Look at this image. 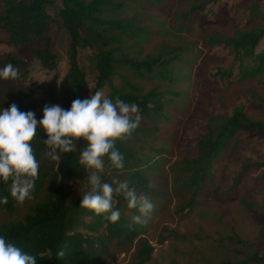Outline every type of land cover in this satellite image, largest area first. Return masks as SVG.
<instances>
[{
    "label": "trees",
    "instance_id": "obj_1",
    "mask_svg": "<svg viewBox=\"0 0 264 264\" xmlns=\"http://www.w3.org/2000/svg\"><path fill=\"white\" fill-rule=\"evenodd\" d=\"M51 1L2 0L0 9V29L9 34L7 42L19 47L41 39L42 46L30 48L29 54L46 69H54L58 61L51 49V38L46 33L50 17L45 13V6ZM126 1L140 6V14H148L147 6L159 5L162 0H120L119 3L110 0H91L89 3L84 0H62L57 21L70 38L68 69L57 88L62 109L70 110L72 102L77 98H89L86 75L79 62V50L84 47L95 48V88L101 89L108 85L107 98L114 102L119 97L126 103H135L141 117L140 126L131 138L116 142V148L125 157L124 167L107 168L114 172H123L130 188L146 193L154 204V211L157 209L155 201L159 191L156 192L151 182L159 179L162 174L165 177L169 172L172 175L171 186L174 193H187L185 205L191 210L195 198L204 186L211 185L213 162L219 159L233 134L238 131H255L264 138V121L249 116L242 101L227 103L229 96L221 101L220 106L224 110L213 112L205 101L202 105L203 120H198L191 126L193 133L185 138L181 145L182 150L178 151L181 154L177 155L176 160L164 172L162 162L169 159L166 155L170 150V143L175 140L172 133L174 121L168 113L170 110L166 112V108L169 103L178 104L177 93L160 91L158 87L143 91L136 80L149 77L156 78L155 80L166 79L172 83L177 79L173 63L184 59L180 54L181 50L175 47L143 60H135L123 54L118 56L123 36L130 38L137 35V32L143 35L147 33V27L139 24L134 16L126 19H105L95 13L103 9H120ZM182 1L187 3L181 15L188 27L197 21L219 22L223 16L234 26L231 34L214 29L204 34L203 79L209 80L222 92L232 84H239L244 80L263 84L264 50L255 52V49L264 37V0ZM99 26L103 28L100 29ZM82 27H85V34L81 32ZM107 28L112 30L111 34L105 32ZM9 63L16 65L19 60L10 57L1 68ZM127 69L133 71L130 76L127 75ZM115 79L119 80L118 85L115 84ZM164 93L170 96L166 98ZM30 94L28 87L22 94L12 93L13 100L3 104L0 109L16 104L22 112H33L36 103L24 101L25 96ZM54 94V88L47 91V98L53 104ZM151 123L156 127L161 124L160 127L167 128V131L162 134L160 127L152 128ZM44 140H47V136L43 129L38 128L32 147L39 168L32 198L25 200L29 202L27 211L16 219L0 220V235L23 251L35 254L37 264H104L105 259L111 256V246L120 250L131 245L145 231L147 224H133L129 227L131 219L128 220L122 215L118 222L112 223L103 215L80 208L81 194L73 197L67 189L68 184L80 179L77 152L63 154L59 168L56 165L53 173H49L48 159L44 155ZM105 163L108 165L107 159ZM262 165L263 163L247 159L241 162L235 175L234 187H239L240 181L252 167ZM10 183L11 181L5 184L0 180V198L8 197L7 204H0V214L13 215L20 205L10 194ZM114 199L117 202L115 207L120 201L127 206L123 195H116ZM129 210L131 217L139 214L135 209ZM62 248L67 252L64 259L57 257L58 250ZM152 251L153 246L144 239L141 240L134 252V260L127 264H147ZM257 263H264V253L253 252L237 261L225 259L214 264Z\"/></svg>",
    "mask_w": 264,
    "mask_h": 264
},
{
    "label": "rangeland",
    "instance_id": "obj_2",
    "mask_svg": "<svg viewBox=\"0 0 264 264\" xmlns=\"http://www.w3.org/2000/svg\"><path fill=\"white\" fill-rule=\"evenodd\" d=\"M91 0H84L89 3ZM119 3L120 0H110ZM2 0H0V9ZM62 0H52L45 6V13L49 15L46 33L51 38V49L57 56V65L54 69L44 68L37 59L30 56L29 49L41 47L42 40L23 46H12L7 41L9 34L0 29V68L10 57L19 60L13 65L19 69V79H0V108L6 102H11L12 93L22 94L26 87L31 94L25 96V102L36 103L35 118H43L45 106L61 105L57 88L68 69L70 53V38L68 32L58 23V9ZM187 3L182 0H162L159 5L147 6L148 14H140L142 8L131 1H126L120 9H103L95 13L105 19H126L137 17L139 24L147 27V33L123 36L120 45V55H126L135 60L147 59L149 56L160 53L171 47L180 51L183 61L173 63L176 81L146 77L136 83L142 86L143 91L158 87L160 91L177 93V105L169 103L166 108L170 110L171 120L174 121L172 133L174 143H170V150L166 155L169 159L162 162L163 171H167L177 155L182 150L181 145L192 132V125L203 120L202 105L209 103L212 111L224 110L221 101L227 98V103L242 101L246 113L254 118L264 121V83L244 80L239 84H232L226 91H220L209 80L203 79L204 65L203 41L204 34L220 30L231 34L234 26L226 16L220 17L219 22L205 23L197 21L191 27L185 25V18L181 13L186 9ZM139 14H135V13ZM103 28V26H99ZM86 33L85 27L81 28ZM106 33L112 30L107 28ZM94 41V40H93ZM264 50V37L259 41L255 52ZM96 49L84 47L79 50V62L85 72L88 83V96L95 95L96 91L108 93V85L101 89L95 88L96 80ZM127 75L133 73L127 69ZM115 84L119 80L115 79ZM55 89V103L47 98V91ZM168 98L170 95L164 93ZM166 100V99H165ZM166 105V102H165ZM22 112V111H21ZM162 121V118H160ZM170 121V122H172ZM143 125H147L143 123ZM152 128L153 123L150 125ZM161 124L158 125V128ZM200 128V122L198 124ZM162 134L167 128L160 127ZM77 161L79 153L86 148L87 142L83 139L77 142ZM263 163L250 169L240 181L238 188L234 187L235 175L239 171L241 162L245 160ZM49 173L56 169V162L47 160ZM80 179L67 185L73 197L87 189V170L79 164ZM172 175L168 172L165 177L151 182L157 194L156 211H152L147 219L145 231L138 236L131 245L118 250L110 247V257L104 264H127L134 260V252L141 240L153 246V251L147 264H214L229 259L237 261L253 252L264 253V138L255 131L236 132L231 137L226 149L219 159L213 162L211 185H205L202 192L195 198V204L185 205L188 194L174 193L171 182ZM104 183H112L115 179L126 181L123 172H114L106 167L102 175ZM29 202L20 204L17 210L9 214L1 213L0 220L5 218L16 219L27 211ZM121 215L131 219V211L126 203L120 201L116 206ZM264 264V263H257Z\"/></svg>",
    "mask_w": 264,
    "mask_h": 264
},
{
    "label": "clouds",
    "instance_id": "obj_3",
    "mask_svg": "<svg viewBox=\"0 0 264 264\" xmlns=\"http://www.w3.org/2000/svg\"><path fill=\"white\" fill-rule=\"evenodd\" d=\"M19 75V69L11 63L0 68V79L17 80ZM43 112V118L37 121L34 112H21L16 104L0 109V180L5 184L11 181L12 198L19 204L32 198L39 168L32 142L40 128L47 136L43 141L44 155L56 162L57 169L63 154L77 152L78 140L87 142L86 148L79 153V164L87 170V189L80 192V208L116 223L121 218V211L115 207L114 196L123 195L127 207L139 213L131 217L129 227L146 224L154 210L151 198L130 188L127 181L115 179L112 183H104L102 179L106 167H124L125 157L116 148V142L131 138L140 126L138 106L119 97L113 102L103 91H96L90 98L75 99L70 110L54 105L45 106ZM7 203V196L0 198V204ZM66 255L64 248L57 252L60 259ZM0 264H37V257L0 235Z\"/></svg>",
    "mask_w": 264,
    "mask_h": 264
}]
</instances>
